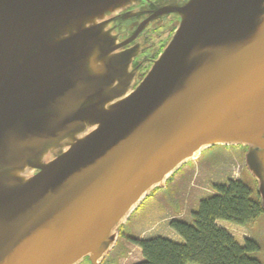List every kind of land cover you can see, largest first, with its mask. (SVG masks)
<instances>
[{
	"label": "water",
	"instance_id": "water-1",
	"mask_svg": "<svg viewBox=\"0 0 264 264\" xmlns=\"http://www.w3.org/2000/svg\"><path fill=\"white\" fill-rule=\"evenodd\" d=\"M137 0H0V264H102L187 163L247 148L264 208V0H184L139 82ZM154 18V19H155Z\"/></svg>",
	"mask_w": 264,
	"mask_h": 264
},
{
	"label": "rangeland",
	"instance_id": "rangeland-1",
	"mask_svg": "<svg viewBox=\"0 0 264 264\" xmlns=\"http://www.w3.org/2000/svg\"><path fill=\"white\" fill-rule=\"evenodd\" d=\"M246 153L244 146H215L183 166L164 187L155 190L121 227L116 247L102 264H137L132 262L140 259L139 247L130 238L165 237L182 243L170 228V222L192 223V214L199 210L203 199L214 194L215 185H226L230 179H242L258 188L257 181L247 170ZM218 225L228 230L241 245L246 239L255 241L260 250L250 256L264 264V216L251 226H238L227 221H218Z\"/></svg>",
	"mask_w": 264,
	"mask_h": 264
},
{
	"label": "trees",
	"instance_id": "trees-1",
	"mask_svg": "<svg viewBox=\"0 0 264 264\" xmlns=\"http://www.w3.org/2000/svg\"><path fill=\"white\" fill-rule=\"evenodd\" d=\"M262 216L264 208L256 185L230 179L226 185H215L214 194L200 202L192 223L170 222L182 243L165 237L130 240L142 251L143 261L137 264H263L250 256L260 250L255 241L246 239L241 245L218 225V221H227L251 226Z\"/></svg>",
	"mask_w": 264,
	"mask_h": 264
},
{
	"label": "flooded vegetation",
	"instance_id": "flooded-vegetation-1",
	"mask_svg": "<svg viewBox=\"0 0 264 264\" xmlns=\"http://www.w3.org/2000/svg\"><path fill=\"white\" fill-rule=\"evenodd\" d=\"M183 1L137 0L134 5L123 9L119 17L110 23V28L120 37V42L131 38L139 28H142L136 40L121 50H127L135 46L140 49V55L131 65V71L136 74L135 81L139 82L144 78L153 61L168 43L178 24V17L175 14L155 18L159 9Z\"/></svg>",
	"mask_w": 264,
	"mask_h": 264
},
{
	"label": "crops",
	"instance_id": "crops-1",
	"mask_svg": "<svg viewBox=\"0 0 264 264\" xmlns=\"http://www.w3.org/2000/svg\"><path fill=\"white\" fill-rule=\"evenodd\" d=\"M139 249V251H140V259H138L137 261H134V262H132V263H140V262H142L143 261V256H142V251H141V249L140 248H138Z\"/></svg>",
	"mask_w": 264,
	"mask_h": 264
}]
</instances>
